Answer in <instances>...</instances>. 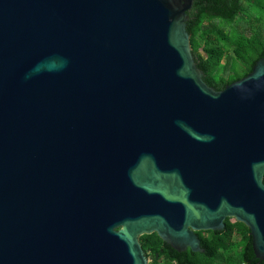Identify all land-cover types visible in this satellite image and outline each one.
<instances>
[{
    "label": "water",
    "instance_id": "obj_1",
    "mask_svg": "<svg viewBox=\"0 0 264 264\" xmlns=\"http://www.w3.org/2000/svg\"><path fill=\"white\" fill-rule=\"evenodd\" d=\"M195 0H0V264H150L244 224L264 262V57L216 91Z\"/></svg>",
    "mask_w": 264,
    "mask_h": 264
},
{
    "label": "trees",
    "instance_id": "obj_2",
    "mask_svg": "<svg viewBox=\"0 0 264 264\" xmlns=\"http://www.w3.org/2000/svg\"><path fill=\"white\" fill-rule=\"evenodd\" d=\"M187 31L203 80L216 91L246 78L264 57V0H195ZM222 231L197 233L204 253H179L157 234L140 238L150 264H264L250 230L227 219Z\"/></svg>",
    "mask_w": 264,
    "mask_h": 264
}]
</instances>
